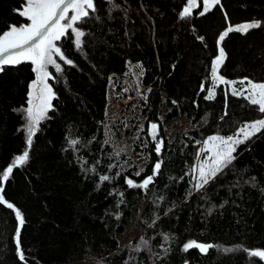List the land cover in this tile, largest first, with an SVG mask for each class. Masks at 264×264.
Returning a JSON list of instances; mask_svg holds the SVG:
<instances>
[{
  "label": "trees",
  "instance_id": "1",
  "mask_svg": "<svg viewBox=\"0 0 264 264\" xmlns=\"http://www.w3.org/2000/svg\"><path fill=\"white\" fill-rule=\"evenodd\" d=\"M25 4L0 0V36L11 26L29 25L18 12ZM93 5L74 25L84 33L80 46L71 29L55 41L72 63L54 55L60 71L47 67L53 98L31 147L25 110L34 65L22 61L0 71V173L29 152L0 193L24 217L19 229L25 259L14 241L15 211L0 204V264H264L250 255L264 250V128L208 183L195 188L193 180L200 142L212 134L232 136L264 116L256 104L222 86L207 98L219 35L232 25L260 26L232 31L220 43L225 51L220 75L264 84V0H220L204 15L197 0L183 19L187 0H93ZM127 62L142 67L145 133L153 124L159 131L155 138L147 135L148 164L137 175L120 167L125 156L104 139L108 80L122 74ZM205 114L201 128L171 142L163 137L164 122L184 118L196 125ZM157 162L161 167L154 175ZM148 177L153 179L145 188L127 183L139 185ZM135 216L140 235L120 244L116 236ZM190 242L211 247L185 250Z\"/></svg>",
  "mask_w": 264,
  "mask_h": 264
},
{
  "label": "snow or ice",
  "instance_id": "2",
  "mask_svg": "<svg viewBox=\"0 0 264 264\" xmlns=\"http://www.w3.org/2000/svg\"><path fill=\"white\" fill-rule=\"evenodd\" d=\"M220 0H203V11L200 15H204L207 11L210 10L211 6L219 4ZM197 5V0H187V6H185L180 13L181 18H186L191 15V10L193 6ZM88 9H94L93 0H26V4L23 6L22 10H18L19 15L25 16L31 23L27 26H22L17 28L16 26H11L10 31L0 36V71H3V66L6 64L16 65L22 61H30L33 65V71L37 73V80L43 83L49 76L47 72L48 65H53L56 67L57 71H60V65L56 63V60L53 58L54 55L60 57L61 60H64L65 63L71 64L72 61L66 59L61 49L56 46L55 41L59 40L61 36L71 29L75 34V42L77 46L81 44V37L84 33L78 30L74 25L81 21L84 17L88 16ZM71 10L72 15L69 17L66 13ZM61 21H67V23H61ZM260 25L258 23L243 24L237 26L236 28L229 27L224 31L218 40V44L222 43L232 31L237 32H246L248 29L257 28ZM203 40V37H199ZM225 59V51L221 46L219 47V55L213 61L212 75L215 78L218 67L223 63ZM222 80V78H220ZM227 83V81H223ZM251 85L252 92L249 95V99L253 104H259L260 110L264 112V84H254L251 81H248ZM257 90L259 91V97H257ZM42 95L40 96L41 104L44 105V109L37 107L36 113L32 107L31 101V92L29 93V108L26 109V112L29 117V123L27 126L28 139L27 144L31 147L32 137L35 134V126L39 123V118L43 116L44 110L51 106V99L53 98V93L51 88L45 83L41 89ZM46 93V95H43ZM211 99V93L207 97ZM157 126L152 125V128L155 129ZM261 127H264V120H258L250 125H246L245 128H242L240 131L244 133L245 139L252 135L255 131L260 130ZM251 129V131H248ZM212 140L218 139L217 137H212ZM225 144L229 141H232V137H228L226 140L224 138H219ZM242 141L236 139L234 143L238 144ZM73 144L77 143L72 141ZM162 143V142H161ZM157 153L160 152V145L158 144ZM235 151L234 147L228 148V150L223 154V159L216 160L215 163L219 166L230 162L233 158L231 153ZM29 157V152L26 150L23 154L18 155L14 158L11 165H9L2 173H0V193H3L4 189L2 187V182L8 181L10 175L13 173L14 168L24 165ZM161 164L157 162L154 166V175L160 169ZM215 169L211 170L210 175H215ZM200 177L203 181L202 184H198V187H202L203 184L208 183V176L206 175L204 169L200 170ZM102 180H107L108 177H102ZM153 177L146 178L142 184H134L133 181L127 180V183L131 187H141L145 188L152 181ZM0 204H6L9 209L15 211L16 218L19 222V225L24 224V217L18 209H15L14 205L10 202H7L4 199L3 195H0ZM16 244L17 251L21 261H24L25 257L23 250L20 247V229L17 228L16 231ZM191 247L199 248L202 252L206 251L207 248L211 245H202L195 242H190L185 245V250ZM251 256L259 257L264 260V250H253L250 252Z\"/></svg>",
  "mask_w": 264,
  "mask_h": 264
},
{
  "label": "rangeland",
  "instance_id": "3",
  "mask_svg": "<svg viewBox=\"0 0 264 264\" xmlns=\"http://www.w3.org/2000/svg\"><path fill=\"white\" fill-rule=\"evenodd\" d=\"M212 7L213 6H211V8ZM243 24H250V23H241L229 27L236 28L237 26ZM229 27H227V29ZM219 47L221 46L220 44H218L217 41V48H218L217 56L219 55ZM216 57L213 59V61L216 59ZM213 61L211 66V86L209 87L208 90V96L210 93L211 96H213L214 89L217 88L218 86H222L225 89V91H227L228 93L235 95L237 97H244L248 100V102L251 103L250 99L248 98L250 93L252 92L251 85L248 83V81L250 80L224 78L219 73L220 65L218 67L216 77L214 78L212 75ZM142 73H143L142 67L139 63L127 62L125 71L122 74L113 75L109 78L107 84V103L105 104L106 105L105 122H104L105 142L108 145H110L113 150L122 153L125 156V162L122 163L120 167L126 170L129 169L136 175L144 171L145 166H147L148 164V156L146 154V149L148 146L147 135L152 138H155L159 133L157 125L155 129H153L152 125H150L146 129L147 135L145 133L144 119L141 116V107H142V102L145 99L147 93V88H145L142 85V78H141ZM48 78L44 80L43 83L38 81L39 88L37 93L35 92L36 90L34 83L31 84L29 89V93L31 92L32 107L34 109V113L37 115H39V113H36L35 111L37 107L41 108L42 110L44 109V105H42L40 101V96L42 95L41 89L43 88L44 84L46 83L48 85L47 83ZM220 78H222V80ZM223 81H227V83ZM252 83L262 84L258 82H252ZM256 94L257 97H259L258 90ZM43 95H46V93H44ZM29 99L26 109H28L30 106ZM256 105L260 110V105L259 104ZM49 108L50 107L44 110V114L39 118V121L43 119L44 115L46 114ZM163 112H164V105L161 106V114H163ZM25 114H26L25 120H27L25 124L26 132H27L29 117L26 110H25ZM259 120H264V116ZM207 121H208V115L205 114V116L202 117L200 122L196 125H188L185 122L184 118H181L177 121L164 122L162 124L163 137L166 140H168V142H171L177 135L185 133L189 130L201 128L202 126L206 125ZM254 122L256 121L244 123L241 127L238 128V130L235 131L234 134H232V136L212 134L199 143L198 157L193 170V180H194L195 188H198V184L203 183L200 177V170L202 168L204 169L209 180L210 178L213 177V175H210L211 170L215 169L216 170L215 174H217L221 169L225 167L224 164L218 166L215 163V161L218 159L222 160L223 154L228 150V148L230 147L235 148V151L231 153L233 157L237 148L241 144L245 143L249 138L256 135L262 128H264L261 127L260 130L255 131L252 135H250L247 139H245L244 133H242L240 130L242 128H245L246 125H250ZM248 131H251V129H248ZM212 137H217L218 139L212 140L211 139ZM228 137H232L233 140L229 141L227 144L223 143L221 139H219V138H224L226 140ZM236 139H239L242 142L236 144L234 143ZM231 160H233V158ZM227 164H229V162L226 163V165ZM144 206H145V202H141L138 205L139 210L141 211ZM137 220H138V216L133 217V219H131L130 222L125 226L124 233L122 235L116 236L120 244L128 243L140 235L141 228L138 226ZM19 226L20 225L18 222L17 228H19ZM14 241L16 244V235L14 237ZM17 255L19 256L18 251H17ZM75 264H86V263H75Z\"/></svg>",
  "mask_w": 264,
  "mask_h": 264
},
{
  "label": "water",
  "instance_id": "4",
  "mask_svg": "<svg viewBox=\"0 0 264 264\" xmlns=\"http://www.w3.org/2000/svg\"><path fill=\"white\" fill-rule=\"evenodd\" d=\"M34 83H35V92L37 93L38 88H39V82L37 80V73L35 72V79H34Z\"/></svg>",
  "mask_w": 264,
  "mask_h": 264
}]
</instances>
